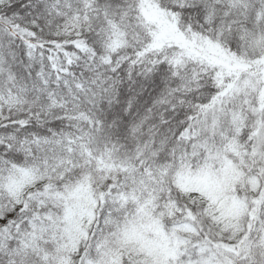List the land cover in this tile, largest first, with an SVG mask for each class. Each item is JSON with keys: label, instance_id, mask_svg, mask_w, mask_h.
<instances>
[{"label": "snow or ice", "instance_id": "snow-or-ice-1", "mask_svg": "<svg viewBox=\"0 0 264 264\" xmlns=\"http://www.w3.org/2000/svg\"><path fill=\"white\" fill-rule=\"evenodd\" d=\"M0 264H264V0H0Z\"/></svg>", "mask_w": 264, "mask_h": 264}]
</instances>
